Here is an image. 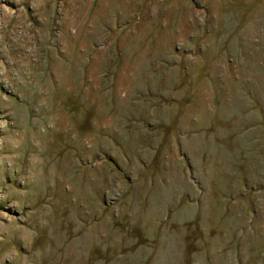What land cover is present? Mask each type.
<instances>
[{"label":"rangeland","instance_id":"obj_1","mask_svg":"<svg viewBox=\"0 0 264 264\" xmlns=\"http://www.w3.org/2000/svg\"><path fill=\"white\" fill-rule=\"evenodd\" d=\"M0 264H264V0H0Z\"/></svg>","mask_w":264,"mask_h":264},{"label":"water","instance_id":"obj_2","mask_svg":"<svg viewBox=\"0 0 264 264\" xmlns=\"http://www.w3.org/2000/svg\"><path fill=\"white\" fill-rule=\"evenodd\" d=\"M193 1V0H192Z\"/></svg>","mask_w":264,"mask_h":264}]
</instances>
